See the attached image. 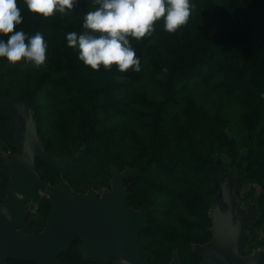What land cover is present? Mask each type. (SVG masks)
Wrapping results in <instances>:
<instances>
[{"label":"trees","instance_id":"trees-1","mask_svg":"<svg viewBox=\"0 0 264 264\" xmlns=\"http://www.w3.org/2000/svg\"><path fill=\"white\" fill-rule=\"evenodd\" d=\"M23 21L14 30L29 34L41 31L47 41L46 64L54 73L45 70L36 85L17 97H29L40 119V135L46 150L56 156L72 160L59 168L38 158L44 179L52 185L67 182L79 193L89 188H111L113 166L138 171L126 177V206L147 213V226L140 230L139 240L143 256L149 264H170L174 256L177 264H200L201 253L195 244H204L213 237L211 210L222 196L221 184L225 179V163L217 158V148L227 146L232 160L238 158L239 142L226 131L228 120L219 112L211 113L195 98L188 96L183 106L184 120L174 128H165L164 112L167 105L177 102L178 92L193 78L211 79L222 74L221 84L228 92H238L247 109L243 114L246 132L240 144L247 152L236 161L240 182L244 179L261 180L264 177V0H201L200 14L192 8L188 22L175 32L165 31L162 18L154 22V32L165 44L171 60L155 62L164 73L160 81L164 98L161 101L140 96L150 107L147 114L151 140L139 148L134 160L122 158L113 150L115 127L98 128L100 112L120 108L115 90L118 75L135 77L139 71H117L101 66L93 69L78 58V50L69 47L66 33L83 31V13L94 7L93 0H78L68 15L54 12L50 16L30 11L24 0H17ZM221 12L233 22L232 27H215L214 13ZM9 34L0 33L7 39ZM136 54L141 58L151 53L153 45L148 35L136 40L130 38ZM4 57H0L3 59ZM23 60V58L21 59ZM0 96L9 95L8 86L2 85ZM38 91L48 97L59 98L60 106L52 119L41 126V113L35 105ZM58 96V97H56ZM14 121L10 114L0 116V202L8 194L11 174L8 169L11 155L17 146ZM159 171L167 176L180 175L184 188L176 191ZM175 195L179 203L193 213L194 219H184V227H177L155 215L160 195ZM261 201V198H259ZM52 211L49 197H43L36 212L25 219L29 233L42 231ZM1 213V211H0ZM260 221L257 222L259 224ZM81 238L60 254L63 264H111L96 259H85L80 249ZM155 245L151 255L145 248ZM6 264H36L7 257Z\"/></svg>","mask_w":264,"mask_h":264},{"label":"water","instance_id":"water-1","mask_svg":"<svg viewBox=\"0 0 264 264\" xmlns=\"http://www.w3.org/2000/svg\"><path fill=\"white\" fill-rule=\"evenodd\" d=\"M10 114L16 136L17 151L11 156L8 194L0 202V264L10 257L36 264H63L60 254L67 251L77 238L85 259L111 264H149L141 251L139 232L147 226V213L126 207L125 179L138 169L124 170L113 166L111 189L98 197L94 192L79 193L67 182L52 185L44 179L38 158L65 168L71 157L49 153L40 135L39 115L29 97L0 96V116ZM230 180H222V196L212 208L213 237L204 244H195L201 253L200 264H264V250L239 262L247 238L246 228L252 226L251 213L237 220L235 198ZM40 187H47L52 211L45 228L38 233H24L19 226L29 215L27 203L35 199ZM175 255L170 264H177Z\"/></svg>","mask_w":264,"mask_h":264},{"label":"rangeland","instance_id":"rangeland-1","mask_svg":"<svg viewBox=\"0 0 264 264\" xmlns=\"http://www.w3.org/2000/svg\"><path fill=\"white\" fill-rule=\"evenodd\" d=\"M200 2L201 0H191V8L196 14H200ZM213 25L224 28L232 27L234 24L221 12L216 11L213 17ZM148 36L153 47L150 54L141 58V68L138 75L133 78L124 73L118 75L119 85L116 87L115 93L119 98L120 108L99 113L98 128H116V135L112 142L113 150L128 160H134V155L138 153L139 148L151 140L149 126L151 117L147 114L150 107L140 99V96H146L156 101L163 100L164 90L160 81L164 78V73L156 69L155 62L166 63L171 60V55L168 53L165 44L155 32L153 31ZM45 70L54 73L48 68L46 62L35 66L31 62L25 63L24 60L9 62L6 58L0 59V73L3 74L1 84L8 86L10 94L14 97L32 89ZM221 79L222 74L216 73L211 79L193 78L187 86L181 87L177 102L167 105L163 124L165 128L171 129L183 121L185 99L188 96L193 97L209 112L219 111L228 120L226 131L239 142L237 158L239 160L247 152V148L240 144V140L246 132L243 114L247 107L238 92H228L225 89L221 84ZM59 100V98L48 97L43 91H38L35 97V105L43 117V119L41 118V126L46 123V118H49L50 123L47 128L50 131L52 130L50 124L52 119L56 117V112L60 106ZM7 153L11 156L14 154L11 150H8ZM215 156L224 161L225 179L232 183L237 220L247 219L251 213L254 214L252 226L245 230L247 238L239 258V262H244L256 252L264 250V177L259 181L244 179L240 182L237 160H232L227 151V146L217 148ZM158 175L159 178L167 180L176 191H181L184 188V182L180 175L167 176L166 172L162 171H159ZM109 189L111 188H89L85 193L92 191L100 197ZM37 192V197L27 203L29 213L36 212L41 199L49 195L47 187H40ZM158 208L155 215L177 227L185 226L184 219L195 218L193 213L179 203L175 195H160ZM211 212L213 211L211 210ZM258 221H260L259 224H257ZM19 228L24 233H29L26 224L19 226ZM154 249L155 245H152L145 248L144 253L151 255Z\"/></svg>","mask_w":264,"mask_h":264},{"label":"clouds","instance_id":"clouds-1","mask_svg":"<svg viewBox=\"0 0 264 264\" xmlns=\"http://www.w3.org/2000/svg\"><path fill=\"white\" fill-rule=\"evenodd\" d=\"M78 0H24L27 8L47 17L54 12L68 15ZM94 7L83 13V31H69L66 42L78 50V58L93 69L140 71V57L130 38L139 40L154 31V22L162 18L163 28L175 32L188 22L191 0H93ZM17 0H0V57L9 62L22 58L35 66L46 60L47 41L41 31L32 34L22 28L23 21ZM264 96V93H261Z\"/></svg>","mask_w":264,"mask_h":264}]
</instances>
